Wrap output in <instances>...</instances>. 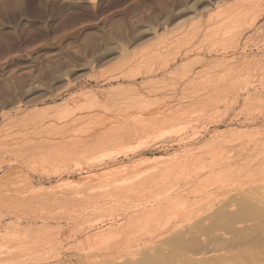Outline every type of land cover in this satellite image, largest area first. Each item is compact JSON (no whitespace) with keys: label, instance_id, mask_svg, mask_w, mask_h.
I'll return each instance as SVG.
<instances>
[{"label":"rangeland","instance_id":"1","mask_svg":"<svg viewBox=\"0 0 264 264\" xmlns=\"http://www.w3.org/2000/svg\"><path fill=\"white\" fill-rule=\"evenodd\" d=\"M0 264H264V0H0Z\"/></svg>","mask_w":264,"mask_h":264},{"label":"bare ground","instance_id":"2","mask_svg":"<svg viewBox=\"0 0 264 264\" xmlns=\"http://www.w3.org/2000/svg\"><path fill=\"white\" fill-rule=\"evenodd\" d=\"M129 132H131V130H129ZM113 133H118V132L116 131V132H113ZM101 134H102V136H104L105 133H101ZM130 134H132V133H130ZM100 135L98 137H96V139L92 140L93 144L92 145L90 144V146H92V149L96 148V147H99V146H102V145L105 144V143L103 144V142L106 141V140H103V138H101ZM123 138H125V137H123ZM189 161L185 157H179V156L178 157H174V158H171V159H169L167 161H163L162 163L158 164L156 166V168L152 169L153 171H151V173H149L148 175H146L144 177H141V178L137 177V179H135V180L132 179L133 181L132 180H128V181H131V183L129 185H127V189L129 190L128 192H130L132 194L133 192H135V191H133L135 189H136V192H137V193L135 192L136 194L134 193L135 195H137L140 192H143V194L139 195V198L141 200L142 199H147L149 197V195H150L149 192H145L147 189H150V188H153V187L159 189L158 194H156L158 196L155 198V200H159V202L156 205L153 204V205L149 206V209L146 207L147 209H145V210L143 209V212L142 211H138V213L141 214V212H142L144 214L143 215L144 217L139 214L140 217L143 218L144 222L148 223V222L151 221L150 223H152V222L154 223V220L157 219L159 216H161V217L164 216L162 214L166 215L168 207L170 205H173V203L176 202V201L179 202L180 200L187 198V194L188 193H181L179 195L177 194V192L174 193L176 188H174V185H173V183H171L170 179L172 178L171 176H174V174L176 175V173L179 174V172H180L181 174H183V177L185 178V180H187V176H185V175H186V170L188 169L189 164H190ZM141 174L140 175L138 174V176H141ZM195 174H197V173H194V175ZM135 175L137 176V174H135ZM135 175H133V176H135ZM179 175H177V176H179ZM200 176H203V175H200ZM208 176H209L210 180L207 179L206 176L204 175V177H202L200 181H199V179L196 178V182L202 183L201 181L206 180V181H204V183H205V182H208V180H209V182L212 181L211 185H212V183L214 184L213 181H215V180H212V178H215V179L217 178V176H215V172L213 170H211L210 173L208 174ZM195 177H198V176L195 175ZM180 178H179V180H180ZM203 178H204V180H203ZM177 179H175V180L177 181ZM187 181H185V182H187ZM219 181H221V180H219ZM209 182H208V184H209ZM187 183H189V181ZM122 186H121V188H122ZM123 187H125V186H123ZM181 187L183 188V185ZM117 188H118V186L114 185V191L112 190L113 192L109 195L111 197V199L113 198V199L116 200V198L123 197V195L126 194V192H127V191H125L126 187L124 189H121V188L117 189ZM188 189H189V186H188ZM189 191L190 190H188V192ZM109 196H108V198H109ZM251 197H252V195H251ZM117 201H118V199H117ZM159 220H160V217H159ZM155 221L157 222L158 220H155ZM155 224H157V223H155ZM159 229H160V227H159ZM107 237H108V233H105L104 235L103 234H98L97 237H95V240H97L98 242H103L104 240H106ZM94 243H96V242H94Z\"/></svg>","mask_w":264,"mask_h":264}]
</instances>
